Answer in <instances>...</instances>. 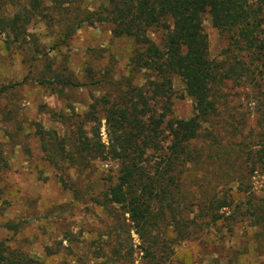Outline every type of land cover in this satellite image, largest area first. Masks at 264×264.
<instances>
[{"label":"trees","instance_id":"1","mask_svg":"<svg viewBox=\"0 0 264 264\" xmlns=\"http://www.w3.org/2000/svg\"><path fill=\"white\" fill-rule=\"evenodd\" d=\"M85 1L0 0L4 49H17L28 72L58 95L82 83L68 64L55 67L49 53L66 46L78 29L107 23L113 38L132 42L128 74L120 80L111 53L103 73L85 67L89 84L103 94H90L84 117L71 113L69 134L35 127L58 182L71 187L72 170L90 174L97 160L112 162L109 184L91 201L122 208L148 239L145 251L155 263L160 257L153 247L188 240L196 228L218 222L229 228L246 223L264 240V0H105L94 10ZM205 17L225 42L219 61L209 56ZM41 23L51 28L50 47L29 31ZM160 31L166 49L151 36ZM140 73L145 81L137 84ZM173 76L194 102L188 118L174 114ZM228 83L249 91L251 121L238 107L221 106ZM12 86H0V94ZM256 176L262 194L254 189ZM169 228L174 237L166 235ZM54 253L47 249L45 255ZM0 264L42 262L0 241Z\"/></svg>","mask_w":264,"mask_h":264},{"label":"rangeland","instance_id":"2","mask_svg":"<svg viewBox=\"0 0 264 264\" xmlns=\"http://www.w3.org/2000/svg\"><path fill=\"white\" fill-rule=\"evenodd\" d=\"M104 1L86 0L83 6L94 10ZM203 30L208 37L210 58L223 59L225 42L207 17ZM29 31L50 47V27L34 24ZM163 34L160 31L151 36L166 49ZM131 46L130 39L113 38L107 23L78 29L66 46L49 53L55 67L68 64L74 80L82 83L66 88L63 96L40 85L21 61L19 51L4 49L0 37V86L14 85L0 94V241L11 249L40 258L42 264H264V240L256 237L246 223L229 228L226 222L196 228L188 240L176 244L167 241L164 246L153 247L160 257V262L155 263L145 251L149 249L148 239L139 236L122 208H103L91 201V195L109 184L107 169H116L112 162L97 160L95 171L90 174L87 170H72L71 187H66L58 182L56 170L44 160L40 141L34 135L35 127L69 134L71 113L84 117L89 110L90 94H103L99 85L89 84L85 67L103 73L111 53L116 61L115 78L120 80L128 74ZM43 64L37 63L40 69ZM144 81V76L138 74L136 83ZM173 90L174 114L190 117L195 105L177 76H173ZM222 91L225 98L221 106L227 103L228 107H238L251 121L249 91L232 87L231 83ZM104 123L102 119L100 127L105 131ZM90 126L89 122L87 128ZM259 179L254 178V189L262 194ZM166 235L174 237L170 228ZM161 247L167 250L161 253ZM47 249L55 253L45 255Z\"/></svg>","mask_w":264,"mask_h":264},{"label":"built area","instance_id":"3","mask_svg":"<svg viewBox=\"0 0 264 264\" xmlns=\"http://www.w3.org/2000/svg\"><path fill=\"white\" fill-rule=\"evenodd\" d=\"M101 137H102L103 141L106 143L107 139H106V133H105L104 129L101 130Z\"/></svg>","mask_w":264,"mask_h":264}]
</instances>
